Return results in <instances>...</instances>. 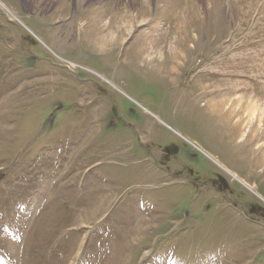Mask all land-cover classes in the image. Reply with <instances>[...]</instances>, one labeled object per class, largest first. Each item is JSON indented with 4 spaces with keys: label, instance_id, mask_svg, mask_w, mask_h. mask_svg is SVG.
<instances>
[{
    "label": "rangeland",
    "instance_id": "obj_1",
    "mask_svg": "<svg viewBox=\"0 0 264 264\" xmlns=\"http://www.w3.org/2000/svg\"><path fill=\"white\" fill-rule=\"evenodd\" d=\"M120 2L0 0V264H264V0Z\"/></svg>",
    "mask_w": 264,
    "mask_h": 264
},
{
    "label": "bare ground",
    "instance_id": "obj_2",
    "mask_svg": "<svg viewBox=\"0 0 264 264\" xmlns=\"http://www.w3.org/2000/svg\"><path fill=\"white\" fill-rule=\"evenodd\" d=\"M130 1V0H129ZM110 2V1H109ZM118 2L119 3H121L120 2V0H118ZM138 2H140V0H134V3H135V5L137 6L138 5ZM122 4V3H121ZM124 4H127V2H125ZM128 4L130 5V3L128 2ZM240 96V95H239ZM226 99V98H225ZM226 100H222V102L224 103ZM238 102V106H234L235 104L232 102V103H230L231 104V106H230V109L232 108H234L232 111H233V114L234 113H242V107L244 106L243 105V103L242 102H240V101H237ZM256 102V101H255ZM244 104H247V106H246V108L245 109H243V110H247L248 112H251V114H252V118L254 119V118H256L258 115H256V113H258V111L257 110H259L260 108H261V111H263V106L264 105H261L260 103H256V104H258V107L257 106H253L252 104H248V103H244ZM243 105V106H242ZM232 106H234V107H232ZM227 107V106H226ZM238 107V108H237ZM235 109H236V111H235ZM262 114H263V112H262ZM262 116H264V114L262 115ZM262 120H263V118L261 117V119H259V124L261 125V124H263L262 123ZM255 134V133H254ZM261 143V142H260ZM264 143V142H263Z\"/></svg>",
    "mask_w": 264,
    "mask_h": 264
}]
</instances>
